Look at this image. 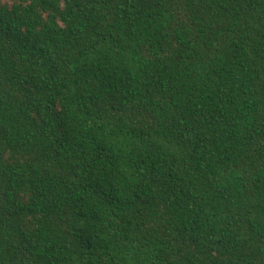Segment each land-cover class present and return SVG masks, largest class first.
Segmentation results:
<instances>
[{
  "label": "trees",
  "instance_id": "obj_1",
  "mask_svg": "<svg viewBox=\"0 0 264 264\" xmlns=\"http://www.w3.org/2000/svg\"><path fill=\"white\" fill-rule=\"evenodd\" d=\"M0 264H264V0H0Z\"/></svg>",
  "mask_w": 264,
  "mask_h": 264
}]
</instances>
